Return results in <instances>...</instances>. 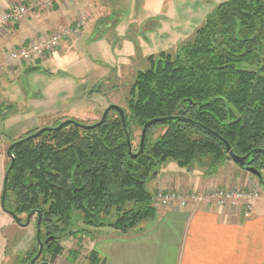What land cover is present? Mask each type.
<instances>
[{
    "label": "trees",
    "instance_id": "1",
    "mask_svg": "<svg viewBox=\"0 0 264 264\" xmlns=\"http://www.w3.org/2000/svg\"><path fill=\"white\" fill-rule=\"evenodd\" d=\"M147 62L136 72L124 110L131 143L134 129L148 120L184 116L224 138L237 155L264 150V0L222 1L177 53L162 51ZM38 69L46 72L31 67ZM157 127L164 130L153 135ZM11 153L4 206L16 215L40 211L43 240L55 237L44 243L48 260L60 253V239L85 233L75 221L126 233L143 216L152 217L153 198L145 184L167 159L181 166L203 162L206 175L229 159L218 138L183 120L149 126L143 151L131 157L115 110L98 126L68 123ZM247 161L261 171L264 152H252ZM90 254V264H103L95 251Z\"/></svg>",
    "mask_w": 264,
    "mask_h": 264
},
{
    "label": "rangeland",
    "instance_id": "2",
    "mask_svg": "<svg viewBox=\"0 0 264 264\" xmlns=\"http://www.w3.org/2000/svg\"><path fill=\"white\" fill-rule=\"evenodd\" d=\"M26 1L15 0L14 4ZM75 1L80 10L77 19L73 17V21L64 20L59 27H53L48 35H36L29 40L44 39L68 29L52 53L40 57L38 62L18 61L14 65H8L7 52L19 45L0 51V200L3 176L10 163L7 148L12 141L65 119L87 123L97 121L110 103L125 110L130 86L136 72L145 70L148 66L147 58L149 56L155 58L162 51L171 55L177 53L180 44L192 38L194 31L204 23L208 14L225 0H101V3H88L89 7L85 4L88 0L83 2L68 0L62 3V6L53 5L49 9H41L47 12L59 7L63 9L70 7V11L76 17V5H72ZM31 13L33 12H26L24 17H29ZM95 14L98 15V19ZM94 15L96 30L91 35ZM77 22L80 26L77 32L73 33L70 28L77 25ZM5 33L1 35L3 42L11 39L14 31L7 35ZM98 39L104 43L95 42L90 52L94 62L90 63L82 52L74 55L73 52L76 50L74 51L73 47L77 46L75 48L80 51L87 42ZM66 41L72 45L59 54L57 51L61 43ZM84 48L90 50L88 45ZM86 53L89 56L88 52ZM34 65L45 68L46 72H42L41 69L32 71L31 67ZM161 130L164 129L157 127L152 133L156 135ZM139 138L140 128H135L131 143L132 151L138 145ZM204 169L203 162L198 160L187 166H181L176 160L171 159L162 162L153 172V177L145 184L153 198L151 202L153 216H143L127 231L141 225L146 226L161 210L160 208H163L157 199L160 192L207 193L206 190L222 188L233 193L247 194V200L251 205L250 215L256 206L264 207V185L260 184L254 174L242 169L230 159L224 160L211 175H206ZM260 172L264 181V169ZM200 185L201 188H195ZM243 201L236 199L233 204L230 201L221 207L227 214L228 209H233L243 215L241 206ZM203 204L193 206L199 207ZM28 214L17 215L21 223L18 224L0 205V264L31 263L38 250L36 240L38 214L34 213L29 223L24 226L22 224H25ZM74 226L79 230L84 229L85 233H74L60 239L61 251L51 260H48V253L44 252L43 246L40 256L33 264L41 262L51 264L59 255L76 264H90L93 240L110 231L121 234L119 229L106 224L95 226L75 221ZM39 237L44 241L42 230ZM45 257L47 260L43 259Z\"/></svg>",
    "mask_w": 264,
    "mask_h": 264
},
{
    "label": "crops",
    "instance_id": "3",
    "mask_svg": "<svg viewBox=\"0 0 264 264\" xmlns=\"http://www.w3.org/2000/svg\"><path fill=\"white\" fill-rule=\"evenodd\" d=\"M14 1L0 0V11L13 5ZM88 1L85 3L88 7L89 4L101 3V0ZM74 4L76 17L70 11V7L65 9L59 7L47 12L37 9L19 22L9 23L4 32L7 35L14 31L13 37L3 42L1 35L4 34H0L2 41L0 51L26 44L36 35H48L53 27H59L64 20L77 19L80 10L77 1L72 5ZM54 5L58 7L63 4ZM95 15L98 19V15ZM95 22L96 20L90 30L91 35L96 30ZM104 37L103 34V39ZM98 41L104 43L101 39L87 42L90 50L84 48L87 45L80 51L75 48L77 46L73 47V50H76L73 52L74 55L82 52L90 63L94 62L90 52ZM68 42L61 43L57 51L59 54L73 44ZM201 187L202 185L195 188ZM195 206L160 208L161 210L146 226L141 225L121 234L110 231L93 240L91 248L98 254L103 264H264V207L256 206L254 212L245 218L240 211L228 209L227 214L223 207L217 205ZM51 264L76 263L59 255Z\"/></svg>",
    "mask_w": 264,
    "mask_h": 264
},
{
    "label": "built area",
    "instance_id": "4",
    "mask_svg": "<svg viewBox=\"0 0 264 264\" xmlns=\"http://www.w3.org/2000/svg\"><path fill=\"white\" fill-rule=\"evenodd\" d=\"M68 0H27L26 2L10 5L7 9L0 11V34L6 30V26L9 23L19 22L26 12L36 11L37 9L50 8L54 4H62ZM80 23L77 22L72 26L71 32H77ZM68 32V29H64L60 32L54 33L44 39H36L29 41L27 45H19L16 48L11 49L7 52L6 61L8 65H14L18 61H34L40 59L46 55V53L52 52L60 43V39ZM206 192L200 193H174L171 192H160L157 196L159 205L163 208H173L176 205L179 208L186 207L188 205H199L204 203L206 205H217L222 206L230 201L232 204L236 199H243V217L247 218L250 216L251 205L248 202V195L241 192L233 193L230 190L222 188H216L213 190H206Z\"/></svg>",
    "mask_w": 264,
    "mask_h": 264
},
{
    "label": "water",
    "instance_id": "5",
    "mask_svg": "<svg viewBox=\"0 0 264 264\" xmlns=\"http://www.w3.org/2000/svg\"><path fill=\"white\" fill-rule=\"evenodd\" d=\"M111 110H115V111H117L119 113V116H120L121 121H122L123 128L125 130L127 151H128V154L131 157H135V156H137L138 154H140L143 151L144 139H145L147 128L149 126H151L152 124H155V123H158V122H162V121H167V120H183V121L192 123L193 125H196V126L202 128L203 130L209 132L210 134H212L213 136L218 138L224 144L225 151L228 154L229 159L233 163H235L238 166H243V168L246 171L254 174L258 179L262 180V175H261L260 170L256 169L255 167H253L251 165H248L247 164L248 163L247 159L252 154V152H264L263 149L257 148V149H253V150L249 151L248 153H246L244 155H237V154H235L232 151V149L230 147V144L224 138H222L221 136H219L217 133H215L211 129L207 128L206 126H204V125H202V124H200L198 122H195V121H193V120H191V119H189L187 117H184V116L155 117V118H152V119L148 120L147 122H145L144 125L142 126L141 130H140V138H139V143H138V150L136 152H133L132 151L131 142H130V135H129L128 129L125 126V112H124V109H122L118 105L110 103L103 110V112L101 114V117L93 124H90V125L89 124H83V123L78 122L75 119H65V120L61 121L56 127H53V126H50V125L43 126V127L37 129L35 132H33L31 134H28L26 136L18 138L15 141H12L9 144L8 148H7V155L10 158V163H9L8 167L6 168L4 176H3L2 193H1V200H0V205H1L2 210L5 211L7 214H9L16 221V223L21 224L20 221H19L18 216L15 213H13L12 211L6 209L5 206H4V196H5V192H6L7 179H8L9 172H10V170L13 167V164H14V156L11 153V149L14 146L19 145V144H21V143H23V142H25V141H27L29 139L35 138L36 136H38L39 134H41L44 131L58 129V128H61V127H63L64 125H66L68 123L79 125V126H82V127H85V128L98 126L99 124H101V123H103L105 121V119L107 117V114ZM34 213L38 214V219H37V222H36V240L38 242V250H37L36 254L34 255V257L31 259V263L30 264H33L34 261L40 256L41 251H42V247L44 246V243H46L47 241L53 240L55 238L53 235H51V236L47 237L44 241H42L40 239L39 233H40L41 215H40V211L39 210L31 211L27 215V220H26L25 224H22V225H24V226L27 225L29 223L30 217ZM40 264H49V263L48 262H41Z\"/></svg>",
    "mask_w": 264,
    "mask_h": 264
},
{
    "label": "flooded vegetation",
    "instance_id": "6",
    "mask_svg": "<svg viewBox=\"0 0 264 264\" xmlns=\"http://www.w3.org/2000/svg\"><path fill=\"white\" fill-rule=\"evenodd\" d=\"M240 167V166H239ZM242 167V169H243V166H241ZM245 170V169H244Z\"/></svg>",
    "mask_w": 264,
    "mask_h": 264
}]
</instances>
